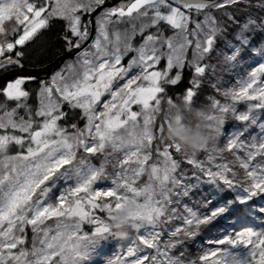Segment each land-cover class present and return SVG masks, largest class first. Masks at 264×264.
<instances>
[{
  "label": "snow or ice",
  "instance_id": "obj_1",
  "mask_svg": "<svg viewBox=\"0 0 264 264\" xmlns=\"http://www.w3.org/2000/svg\"><path fill=\"white\" fill-rule=\"evenodd\" d=\"M193 119L210 145L164 139ZM112 240L100 264H264V0H0V264Z\"/></svg>",
  "mask_w": 264,
  "mask_h": 264
},
{
  "label": "clouds",
  "instance_id": "obj_2",
  "mask_svg": "<svg viewBox=\"0 0 264 264\" xmlns=\"http://www.w3.org/2000/svg\"><path fill=\"white\" fill-rule=\"evenodd\" d=\"M207 121L191 120L183 121L182 124L175 120L170 122V126L165 129L164 139L175 142L181 146L184 151L193 152L200 151L205 145H210L216 138V133L209 130ZM123 216L124 213H120ZM117 232L127 230V225L117 222Z\"/></svg>",
  "mask_w": 264,
  "mask_h": 264
},
{
  "label": "trees",
  "instance_id": "obj_3",
  "mask_svg": "<svg viewBox=\"0 0 264 264\" xmlns=\"http://www.w3.org/2000/svg\"><path fill=\"white\" fill-rule=\"evenodd\" d=\"M258 38H259V35L253 37V40H256ZM64 54H65V52H63V51H61L59 49V45L54 44L52 47H50L49 51L47 52V55L43 57V66H46V65L54 62L56 58H58L59 56H62ZM187 75H188V73L185 72V76L186 77H187ZM223 76H225V75H222V77ZM201 235L203 236L204 234L202 233ZM189 247H190V250H191L192 254L195 255L196 254V251H197V248H198L197 245H195V246L189 245Z\"/></svg>",
  "mask_w": 264,
  "mask_h": 264
},
{
  "label": "rangeland",
  "instance_id": "obj_4",
  "mask_svg": "<svg viewBox=\"0 0 264 264\" xmlns=\"http://www.w3.org/2000/svg\"><path fill=\"white\" fill-rule=\"evenodd\" d=\"M247 62L245 60V65L246 66ZM236 70H234V73H235ZM239 71H243V67H241L239 69ZM120 242L118 241H109L107 242L104 246H103V249H102V252H101V258H98V264H100V260L102 258H107L108 256H111L113 255L115 252H118L120 250Z\"/></svg>",
  "mask_w": 264,
  "mask_h": 264
},
{
  "label": "water",
  "instance_id": "obj_5",
  "mask_svg": "<svg viewBox=\"0 0 264 264\" xmlns=\"http://www.w3.org/2000/svg\"><path fill=\"white\" fill-rule=\"evenodd\" d=\"M67 57H72V56L70 54H65L59 56L58 58L55 59L54 62L46 66H43L40 69H29V70L33 71L38 77H40V75H49L54 69H56L59 66V63L62 62Z\"/></svg>",
  "mask_w": 264,
  "mask_h": 264
}]
</instances>
